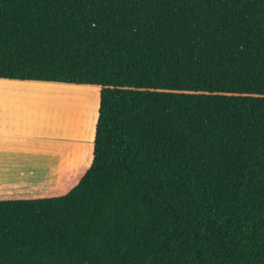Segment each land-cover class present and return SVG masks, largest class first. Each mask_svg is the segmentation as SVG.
<instances>
[{
  "label": "trees",
  "instance_id": "obj_1",
  "mask_svg": "<svg viewBox=\"0 0 264 264\" xmlns=\"http://www.w3.org/2000/svg\"><path fill=\"white\" fill-rule=\"evenodd\" d=\"M0 79L100 90L77 184L0 200V264H264V0H0Z\"/></svg>",
  "mask_w": 264,
  "mask_h": 264
},
{
  "label": "crops",
  "instance_id": "obj_2",
  "mask_svg": "<svg viewBox=\"0 0 264 264\" xmlns=\"http://www.w3.org/2000/svg\"><path fill=\"white\" fill-rule=\"evenodd\" d=\"M47 83L53 82L0 79V200L62 196L91 164L97 116L86 142L70 137L74 130L63 126L64 122L59 124L57 112L53 126H47L45 110L58 90L44 85ZM59 146L79 148L81 153L74 163H63L59 179L52 183L48 177L53 165L50 160L52 154H58Z\"/></svg>",
  "mask_w": 264,
  "mask_h": 264
},
{
  "label": "rangeland",
  "instance_id": "obj_3",
  "mask_svg": "<svg viewBox=\"0 0 264 264\" xmlns=\"http://www.w3.org/2000/svg\"><path fill=\"white\" fill-rule=\"evenodd\" d=\"M44 85L58 89L52 93V100L48 101L44 116L46 125H50V127L53 126L55 114L57 112L59 124L64 122L63 126L67 128L70 127L74 130L69 133V135H71L70 137L79 142H86L93 132L94 119L97 116L99 105L100 90L95 87L85 86ZM53 99L56 100V103H54ZM82 152L85 153V148L82 149ZM80 153L81 151L79 148H63L59 146L58 154H52L50 160L53 165L51 166L52 170L48 177L52 183L59 179L58 169L63 167V163L68 160L70 163H74ZM60 172L62 175V170H60ZM74 178L75 177L70 178L69 181L72 182Z\"/></svg>",
  "mask_w": 264,
  "mask_h": 264
}]
</instances>
